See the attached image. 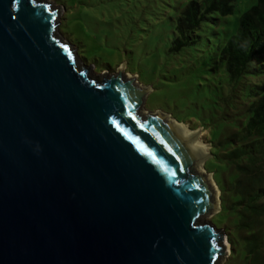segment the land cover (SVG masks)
Here are the masks:
<instances>
[{
	"label": "water",
	"instance_id": "1",
	"mask_svg": "<svg viewBox=\"0 0 264 264\" xmlns=\"http://www.w3.org/2000/svg\"><path fill=\"white\" fill-rule=\"evenodd\" d=\"M49 0H0V264H219L220 208L183 122L93 72ZM219 199V197H218Z\"/></svg>",
	"mask_w": 264,
	"mask_h": 264
},
{
	"label": "trees",
	"instance_id": "2",
	"mask_svg": "<svg viewBox=\"0 0 264 264\" xmlns=\"http://www.w3.org/2000/svg\"><path fill=\"white\" fill-rule=\"evenodd\" d=\"M233 1L183 0L165 11L173 0H159L156 29L123 49L158 86L184 81L173 101L186 114L175 118L208 131L219 225L230 228L231 257L264 264V0L243 12L229 34L216 27L233 12Z\"/></svg>",
	"mask_w": 264,
	"mask_h": 264
},
{
	"label": "rangeland",
	"instance_id": "3",
	"mask_svg": "<svg viewBox=\"0 0 264 264\" xmlns=\"http://www.w3.org/2000/svg\"><path fill=\"white\" fill-rule=\"evenodd\" d=\"M54 6L59 7V24L57 33L65 40H68L76 48L80 60L92 65L93 72L108 74L117 71L122 66L123 72L128 73L141 85L150 87L145 95L143 110L150 112L160 110L169 113L170 117L181 118V111L186 114L185 107L179 109L173 101V96L182 91L184 81L176 82V88L171 85L158 86L154 78L145 76L148 69L139 60H130L124 51V47L142 42L150 36V31L155 30L158 20L159 0H49ZM170 1V0H169ZM186 1V0H185ZM183 0H173V3L166 5L165 11L181 4ZM234 10L231 14L221 17L224 21L216 29L223 27L229 34L236 30L238 18L243 12L254 5L257 0H234ZM170 3V2H169ZM157 14V15H156ZM141 36L142 40H139ZM140 45V44H138ZM140 63V65H139ZM141 74V75H140ZM152 83V84H148ZM157 84V85H155ZM152 85L154 88H152ZM195 115V114H194ZM184 117L183 124L198 134L199 140L206 146L207 153L202 159V169L208 175L209 182L214 188L215 196L219 203L221 191L214 179L213 160L211 159L208 142V131L200 123L190 128ZM182 122V121H181ZM219 197V199H218ZM221 207L211 211L204 219L212 221L221 227L226 243V254L219 264H239L240 260L231 257V242L227 226H220Z\"/></svg>",
	"mask_w": 264,
	"mask_h": 264
},
{
	"label": "bare ground",
	"instance_id": "4",
	"mask_svg": "<svg viewBox=\"0 0 264 264\" xmlns=\"http://www.w3.org/2000/svg\"><path fill=\"white\" fill-rule=\"evenodd\" d=\"M178 127L181 128L182 130L188 132L189 134H191L193 137H194V141H195V144H196V147L198 149L199 152H201L203 154V158L208 155L207 153V149H206V146L202 144V142L199 140L198 138V134L196 132H192L190 131L187 126H185L184 124H178ZM202 158V159H203ZM202 165V160L199 164V169L203 172V169L201 167ZM216 191V190H215Z\"/></svg>",
	"mask_w": 264,
	"mask_h": 264
}]
</instances>
